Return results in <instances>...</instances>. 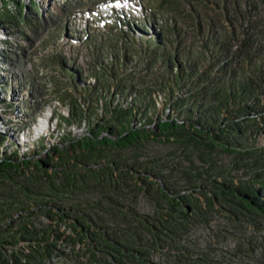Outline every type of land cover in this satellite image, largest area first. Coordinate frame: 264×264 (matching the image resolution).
Returning a JSON list of instances; mask_svg holds the SVG:
<instances>
[{
  "label": "rangeland",
  "instance_id": "obj_1",
  "mask_svg": "<svg viewBox=\"0 0 264 264\" xmlns=\"http://www.w3.org/2000/svg\"><path fill=\"white\" fill-rule=\"evenodd\" d=\"M195 1H198L197 7L194 6ZM211 1L206 8L207 13L213 17L211 23L195 19L199 10H205L200 0H22L23 7L26 6L28 22L20 17L16 6L9 3L13 21L9 18L0 20V133L6 135L4 144L0 147V156L7 157L17 150L16 162L21 164L22 169L29 168L36 177L44 176L45 173L58 177V171L64 167L67 175L79 178L78 187L72 191L71 187L67 186L68 183L64 182L67 181L64 180L65 176L61 175L63 184L55 186L53 192L48 189L47 198L58 200L67 194L77 197L92 190L107 197L115 189L121 195L132 197V200L126 199V202L129 206L135 205L133 208L139 213H152V200H164L160 189L161 181L155 177L156 171H164L166 178H170L167 188L174 189L181 185L185 188L182 191L186 192L185 194L193 193L191 186L211 184V175L219 176V181L222 179L220 175L230 176L236 185L242 184V181L248 182L253 176L251 156L238 151H227L220 146H205L207 142L204 140L200 144L185 145L171 136H145L138 146L106 148L105 154L110 155V158L117 157L121 164L135 167L133 174L123 178L120 175L122 172H111L108 163L111 162L110 158L98 156V152L91 150V147L95 146L87 143L94 134L93 126H98L99 123L101 126H111L113 121H126V117L119 115L122 113L119 109L127 112L129 118V111L134 109L132 120L126 122L129 128L140 125L142 130L146 129L145 127L159 130L160 123L173 122V119L181 121L182 117L171 103H166L165 92L159 88V84L163 81L164 85H168L170 79L175 78L177 62L190 65L198 59L201 71L213 66L217 68L219 62L217 63V56L213 54L215 52L209 50L205 54L203 45L210 36L219 33L221 37H227L226 42L222 39L224 47L229 43L228 37H232L231 50L225 53L221 62L236 58L235 65L239 68L237 81L243 84L247 82L251 88L249 102L257 101L259 97L264 102V91L257 90L264 87V14L260 12L261 7L249 10V19L244 21L235 20L231 14L232 20L222 22L216 20V17L220 19V11L211 9V4L215 3ZM33 2L42 11L38 16L34 13ZM141 5L155 12V25L159 26L164 35L172 38V44L161 48L160 56L151 53L154 49L152 45L148 46L150 53L145 50L146 22L141 14ZM216 5L219 6L218 3ZM113 11L117 14L116 17ZM84 15H88L86 20L90 23L89 33H82V38L78 32V36L69 34L70 28H77L81 16ZM123 15H127L129 21L126 22ZM118 16L121 17L119 24L114 21ZM107 21L112 23L104 24ZM128 23L131 29L126 35V32L123 34L119 30L120 26L124 28ZM81 26V29L85 30L86 25ZM201 53V59L197 58ZM124 55L126 58H123ZM170 58L173 62H170ZM212 73L215 74L214 71ZM87 74L91 77L99 75L101 83L98 80L96 82V78L89 79L88 82L109 85L108 89L99 87L100 92H91L92 88L80 91L77 84L80 83V78L86 77ZM122 84L127 85V91L131 92V95L134 93L129 101L134 100L140 93H137V90L145 91L147 88L149 90L155 85L158 86L153 87L152 92L156 106L148 109L152 123L146 120L143 113H138L135 107L128 109L129 105L123 101V97L127 95L120 91L121 88L126 89ZM177 93L182 94L179 90ZM112 94L116 96L113 97ZM135 103L146 107L142 101ZM120 105L122 107L117 110L115 106ZM43 112L54 117L53 123L41 139L37 137L42 128H37V131L33 126L30 137H27V132L23 131L33 118L31 114L36 113L40 117L38 121L44 124L46 120L42 117ZM125 115L123 113V116ZM245 127L247 135L242 147L258 149L264 146V129L251 121L246 122ZM106 135L109 133L102 131L99 137ZM27 142H30L29 146L25 147ZM19 144L23 145L22 148L18 147ZM96 144L101 147L100 143ZM200 149L206 151V154ZM58 152L63 155L60 156ZM188 154H191L190 159ZM48 155H52L54 160H48ZM40 160L52 163L41 164ZM147 163H158V166L152 169L147 167ZM178 164L183 167L177 166ZM176 167H189L191 174ZM109 172L116 175L114 181L120 180L117 187H114L112 180L107 177L106 173ZM80 176L84 177L83 181ZM14 177H18L16 171ZM28 181L34 188L40 186L34 180ZM174 182L177 183L176 186H173ZM256 183L260 185L259 181ZM93 186L94 189L88 190ZM191 194L189 197L193 198ZM195 195L202 199L197 202L204 207L205 198L199 194ZM214 207L216 210L207 214V223L212 224L214 230L208 226L203 227L205 225L202 224L196 228L192 236L197 239L194 243L196 249L211 245L217 251L213 255L216 259L218 254L225 256L224 251L227 249L231 252L238 250L237 257L231 254L232 256H227L228 259H242L236 261L237 264H264V228L255 229L254 220L248 216L239 219L243 220L242 225L235 224L229 221L228 213L217 209L219 204ZM260 219L263 225L264 218ZM66 221H61L59 226L61 230L68 232L70 229L67 228ZM226 231L230 236L226 235ZM243 237L249 240H245L247 243H242L240 247ZM83 247L84 244L80 242L76 245V249ZM153 256L158 263L167 262L161 256L160 250ZM61 260L52 258L51 263L62 264ZM81 261V264H99L91 262L88 257ZM66 262L70 263L69 260Z\"/></svg>",
  "mask_w": 264,
  "mask_h": 264
},
{
  "label": "trees",
  "instance_id": "obj_2",
  "mask_svg": "<svg viewBox=\"0 0 264 264\" xmlns=\"http://www.w3.org/2000/svg\"><path fill=\"white\" fill-rule=\"evenodd\" d=\"M210 1L200 0L205 6V10H199L195 19H202L207 23L212 22L213 17L207 13L206 9ZM195 2L194 6L197 7L198 1ZM9 3H13L20 17L28 22L26 6L23 7L22 0H0V20L4 21L6 18L12 20ZM211 3V9L216 8L220 11L221 16L220 19L216 17L217 21L227 22L232 20L231 16L235 20L244 21V19H249V10L259 6L261 7L260 12L264 14V0H213ZM33 5H35L34 13L38 16L42 11L34 2ZM8 13L10 15H7ZM143 17L146 22L145 43L147 47L145 50L150 53L148 46L152 45L154 49L151 53H157V56H160L161 48L172 44V38L164 35L159 26L155 25L156 14L147 6ZM228 38L229 43L227 46L225 45L226 48L222 39L226 42L227 37H221L220 33L210 36L203 45L205 54L209 50L215 52L213 54L217 56V63L219 62L217 68L213 66V68L208 67L201 71L198 59L192 61L190 65L177 62L178 70L175 78L170 79L168 85H164L163 81L159 84V88L165 92L166 103H171L174 110L182 117L181 121L173 119V122L160 123L159 130H153L150 127H145L146 129L142 130L140 125L129 128L126 122L129 123L132 120L134 109L129 111V118L127 112L119 109L122 107L121 105L115 106L119 112H122L119 115L126 117V121L124 123L113 121L111 126H101L100 123V126H93L94 134L91 135L87 143L95 146L91 147V150L98 152V156L110 158V155L105 154L106 148L138 146L145 136L155 138H161L163 135L171 136L185 145L200 144L204 140L207 142L205 146H220L227 151H238L251 156V165L253 166L251 175L253 176L248 182L243 183L242 181V184L236 185L230 176L220 175L222 179L219 181L217 178L219 176L211 175L209 179L211 184L191 186L193 193L185 194L186 192L182 193L185 188L181 185L174 189L167 188L166 185L170 178H166L164 171H156L155 177L161 181L160 189L164 200H152V213H139L136 208H133L135 205L129 206L126 202V199L132 200V197L121 195L115 189L107 197L94 192L92 188L94 189L95 186H93L88 189L92 191H87L77 197L67 194L60 195L64 198L58 200L47 198L48 189L53 192L55 186L63 184L61 175L65 176L64 180L67 181L64 182L68 183L67 186H70L72 191L78 187L79 178L67 175L64 167L58 171V177L47 173L44 176L36 177L29 168L22 169L21 164L16 162L18 154L15 150L16 152L10 153L7 157L0 156V264H52L50 261L52 258L62 259V264H67L66 260H69V264H81V260L85 257H88L91 262L99 264H164L163 262L158 263L153 256L158 253V250H160L161 256L166 259L165 264H217V259L219 264H224V261H229L227 256L235 253L227 250L225 256H221V258L217 256L215 259L211 256L213 249L201 247L197 250L194 244L197 239L192 238L200 224L214 230L213 225L207 223L209 220L207 214L209 211L216 210L214 207L216 204H219L218 210L229 214V221L242 225L243 220L239 219L248 216L254 220L253 227L255 229L264 228L260 219L264 218V146L258 149L242 147L243 140L247 135L246 122H256L257 127L264 129V102L260 97L257 101L249 102L251 88L247 82L243 84L237 81L239 68L235 65L237 64L236 58L221 62L225 53L231 50L232 37ZM201 56L202 53L197 58L201 59ZM170 62H173L172 58H170ZM170 65L172 66V64ZM212 71H214V75ZM95 85L89 86L83 83L80 87V83L77 84L80 91L92 88L91 92H98L99 87L108 89L103 83ZM262 88L257 90L263 92L264 87L262 86ZM178 90L182 94H178ZM120 91L127 95L123 97V101L129 105L128 109L135 107L139 111H137L138 113L144 114L147 121L153 122L148 113L149 107L155 108L156 106V100L152 95L153 89L137 90V93H140L131 101L129 99L134 93L131 95V92L127 91V86L126 89L121 88ZM5 92L7 91L5 90ZM111 96L115 97L116 94ZM137 101L144 102L146 107L136 105ZM225 111H227V115H225ZM123 113L126 115L123 116ZM31 115L35 117L36 113ZM146 125L144 124V126ZM102 131L108 132L109 135L100 138L99 135ZM5 136L0 133V147L4 144ZM42 137H37V139ZM168 140L170 139L168 138ZM29 143L27 142L25 147H28ZM96 143H100L101 147H97ZM22 146L19 144L18 147L22 148ZM58 153L60 156L63 155L62 152ZM205 154L206 151H204ZM187 156L190 159L191 154ZM47 158L54 160L52 155H48ZM110 159L111 162L108 163L111 172L116 170L122 172L123 175L120 173L122 178L133 174V171L136 170L133 165L121 164L117 157ZM40 161L41 164L52 163L47 160ZM147 164H149L147 167L152 169L158 166V163ZM177 166L183 167L179 164ZM178 169L191 174L189 167ZM14 171L18 173L17 178L14 177ZM111 172L106 173L107 177L112 180V185L117 187L120 180L114 181L116 175ZM80 178L83 181L84 177L80 176ZM28 180H34L40 186L34 188ZM258 181L260 185H257ZM176 184L174 182L173 186ZM96 189L98 188L96 187ZM190 194L193 198L189 197ZM195 194L205 198L204 207L197 202L202 199L197 198ZM116 200L118 201L116 202ZM61 221H66L70 231L61 230L59 226L62 224ZM190 232L191 240L190 236L186 240V235ZM226 235L230 236V233L226 231ZM245 240L243 237L240 243L244 245ZM79 242L84 244L83 249H76ZM166 248L168 249L166 250ZM82 250L83 252H81ZM235 252L238 253V250Z\"/></svg>",
  "mask_w": 264,
  "mask_h": 264
},
{
  "label": "built area",
  "instance_id": "obj_3",
  "mask_svg": "<svg viewBox=\"0 0 264 264\" xmlns=\"http://www.w3.org/2000/svg\"><path fill=\"white\" fill-rule=\"evenodd\" d=\"M190 236V240H191V232L190 233H188V235H186V240L188 239V237ZM203 247H207L208 249H213L212 248V246L210 245V246H203ZM228 250V249H227ZM217 251L215 250V249H213V250H211V256L212 257H215V256H213L215 253H216ZM224 253L226 254V252L224 251ZM232 253H235V254H232L233 256H235V257H237L236 255L238 254L237 252H235V251H233ZM232 255H230V256H232ZM218 256H220V258H221V254L219 255L218 254ZM215 259H216V257H215ZM236 261H242V259H240V260H238L237 258H231V259H229V261H224V263H226V264H228V262H229V264H230V262L233 264V263H236ZM217 264H219V261H218V259H217Z\"/></svg>",
  "mask_w": 264,
  "mask_h": 264
},
{
  "label": "bare ground",
  "instance_id": "obj_4",
  "mask_svg": "<svg viewBox=\"0 0 264 264\" xmlns=\"http://www.w3.org/2000/svg\"><path fill=\"white\" fill-rule=\"evenodd\" d=\"M38 131V130H37ZM38 134V133H37ZM51 134V133H50ZM81 252H83V250L81 251ZM51 261V260H50ZM80 264V263H79Z\"/></svg>",
  "mask_w": 264,
  "mask_h": 264
}]
</instances>
